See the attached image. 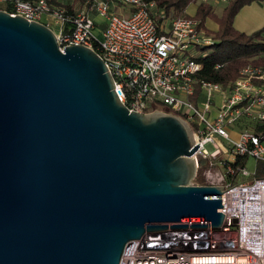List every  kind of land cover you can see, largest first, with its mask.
<instances>
[{"label": "water", "instance_id": "1", "mask_svg": "<svg viewBox=\"0 0 264 264\" xmlns=\"http://www.w3.org/2000/svg\"><path fill=\"white\" fill-rule=\"evenodd\" d=\"M113 88L95 50L0 8V264H119L145 233L221 226L190 125Z\"/></svg>", "mask_w": 264, "mask_h": 264}, {"label": "built area", "instance_id": "2", "mask_svg": "<svg viewBox=\"0 0 264 264\" xmlns=\"http://www.w3.org/2000/svg\"><path fill=\"white\" fill-rule=\"evenodd\" d=\"M8 1L11 15L53 29L44 19L50 17L61 51L78 44L95 50L129 112L164 111L184 119L199 145L192 157L204 160L197 167L203 183L196 175L190 183L222 186L220 227L145 233L126 244L119 264H264V176H255L257 163L264 164V134L254 130L264 123V66L248 64L226 85L200 79L203 64L196 58L213 39L193 16L158 21L155 16L163 14L153 1L95 0L91 10L102 24L88 11L68 13L48 0ZM126 6L131 10H120Z\"/></svg>", "mask_w": 264, "mask_h": 264}, {"label": "trees", "instance_id": "3", "mask_svg": "<svg viewBox=\"0 0 264 264\" xmlns=\"http://www.w3.org/2000/svg\"><path fill=\"white\" fill-rule=\"evenodd\" d=\"M80 1V0H79ZM90 7L95 0H81ZM153 1L155 12H162L163 15L155 16L158 21L165 22L167 19L186 16L184 10L191 3H196V11L193 17L199 21V28L203 31L204 21L213 18L217 23V29L213 32L204 31L205 35L213 39L210 46L201 47V54L196 58L202 62L203 69L198 75L200 79L219 82L226 85L237 76L239 70L248 64L264 66V25L251 33H244L236 30L233 26V18L239 9L253 1L260 0H229L227 1L220 14L214 13V7L210 3L202 0H148ZM51 6L61 7L68 11L57 1L48 0ZM5 10L12 12L13 3ZM69 31V27H66ZM216 65H219L216 68ZM255 132L264 134V123L254 128ZM255 176H264V164L257 163ZM196 172V181L203 183L200 173Z\"/></svg>", "mask_w": 264, "mask_h": 264}, {"label": "crops", "instance_id": "4", "mask_svg": "<svg viewBox=\"0 0 264 264\" xmlns=\"http://www.w3.org/2000/svg\"><path fill=\"white\" fill-rule=\"evenodd\" d=\"M57 1V4H61L63 7H65L70 12H79V11H88L91 16L95 19L96 23L102 24V22H99L97 20V15L91 10V6L88 7L87 3L84 1L79 0H54V2ZM211 5L214 7V13L220 14L224 3L221 2H211ZM11 6L10 1L5 0L0 4V8L6 9L7 7ZM192 6V10L189 9V7ZM197 4L191 3L189 4L186 9L184 10V13L186 16H193L196 11ZM217 8L220 10L217 11ZM121 11L127 12L131 10L129 7H123L120 8ZM45 21H51L53 25H55L54 21L50 17H46ZM264 25V0L260 1H253L250 4L242 6L239 11L235 14L233 18V26L236 30L244 33H251L255 30L260 29ZM217 23L213 18H207L204 21V31H215L217 29ZM58 28V25H57Z\"/></svg>", "mask_w": 264, "mask_h": 264}, {"label": "rangeland", "instance_id": "5", "mask_svg": "<svg viewBox=\"0 0 264 264\" xmlns=\"http://www.w3.org/2000/svg\"><path fill=\"white\" fill-rule=\"evenodd\" d=\"M192 6H190L189 7V9L190 10H192ZM121 10V9H120ZM220 9L219 8H217V11H219ZM44 19H46V17L44 18ZM97 20L99 21V22H103V19L100 17V16H97ZM51 27L54 29V30H57V25H53V23H52V25H51ZM206 147L208 148V149H211V146L209 145V144H207L206 145ZM247 168L249 169V170H251V171H249V172H252V170L254 169V165H255V162H254V160L252 159V158H249V159H247ZM218 171H212V173H217Z\"/></svg>", "mask_w": 264, "mask_h": 264}]
</instances>
